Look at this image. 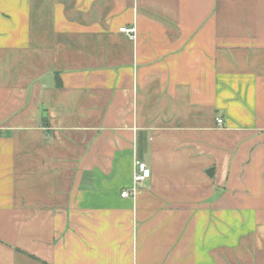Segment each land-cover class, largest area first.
I'll use <instances>...</instances> for the list:
<instances>
[{
	"label": "crops",
	"instance_id": "1",
	"mask_svg": "<svg viewBox=\"0 0 264 264\" xmlns=\"http://www.w3.org/2000/svg\"><path fill=\"white\" fill-rule=\"evenodd\" d=\"M0 264H264V0H0Z\"/></svg>",
	"mask_w": 264,
	"mask_h": 264
},
{
	"label": "built area",
	"instance_id": "2",
	"mask_svg": "<svg viewBox=\"0 0 264 264\" xmlns=\"http://www.w3.org/2000/svg\"><path fill=\"white\" fill-rule=\"evenodd\" d=\"M119 31L124 32V34L128 38H134L135 37V27L134 26L120 27ZM216 121L218 124L222 123L221 118H218ZM149 176H150V168L144 162L135 161L133 175H132L133 182L134 183H141L144 180H146ZM134 190L135 189H132V194L134 193ZM130 193L128 192V190H123L121 192V196L125 197V196L130 195Z\"/></svg>",
	"mask_w": 264,
	"mask_h": 264
}]
</instances>
